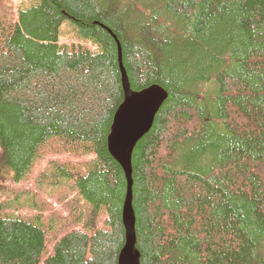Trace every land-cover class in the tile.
Listing matches in <instances>:
<instances>
[{
  "label": "trees",
  "instance_id": "16d2710c",
  "mask_svg": "<svg viewBox=\"0 0 264 264\" xmlns=\"http://www.w3.org/2000/svg\"><path fill=\"white\" fill-rule=\"evenodd\" d=\"M36 1L0 0V191L58 156L42 210L70 213L71 189L90 207L48 239L50 212L0 201V264H117L126 178L106 140L124 92L104 27L129 87L167 92L131 156L139 264H264V0ZM66 19L99 48L61 43Z\"/></svg>",
  "mask_w": 264,
  "mask_h": 264
},
{
  "label": "water",
  "instance_id": "95a60500",
  "mask_svg": "<svg viewBox=\"0 0 264 264\" xmlns=\"http://www.w3.org/2000/svg\"><path fill=\"white\" fill-rule=\"evenodd\" d=\"M104 28L117 43L124 92L123 100L113 114L110 132L106 140L109 153L120 164L126 178V194L122 205L125 242L119 251L117 264H139V252L135 247V216L131 205V156L136 142L150 129L155 113L166 98L167 92L156 83L140 90H133L129 87L121 60L119 41L111 30Z\"/></svg>",
  "mask_w": 264,
  "mask_h": 264
},
{
  "label": "rangeland",
  "instance_id": "374dc122",
  "mask_svg": "<svg viewBox=\"0 0 264 264\" xmlns=\"http://www.w3.org/2000/svg\"><path fill=\"white\" fill-rule=\"evenodd\" d=\"M20 1L21 0H14V5L17 6ZM26 1L27 0H25V2ZM59 36L61 43H66L68 45L74 44L76 46L83 45L95 50L99 48L98 45L94 43V41L80 37L75 29L74 22L69 19H66L59 27ZM60 158L64 159L65 157L61 156ZM57 159H59L58 156L48 155L32 169V171L24 180L14 183L8 182V186L3 185L5 189L0 191V201L7 200V211L18 213L21 215L35 214L38 211L43 212V214L50 212V219H52L51 222L54 224L51 229H47L48 239H52L53 233L58 232V234L60 235L63 231L72 228H85L84 221H82L83 216H81V220L73 216L78 217L76 213L86 215V209L90 207L87 202L84 203L71 189L70 191L66 190V203L68 202V205H70V207L74 210V212L73 210L70 212L71 215L64 207L65 203H59L60 201L56 199H54V201L53 199H50L53 201V209H49V211H47L46 213L45 210H42L41 207L42 205H44V200L48 204L49 197L47 198V195H51L54 184L50 183V178L47 179L46 176L41 175V172L44 171L45 175L48 176L51 172V168H53V160ZM56 215L67 218L62 222L56 224ZM50 219L43 220V226L45 228H48L47 224L50 223ZM49 251H52L51 246L47 248V253Z\"/></svg>",
  "mask_w": 264,
  "mask_h": 264
},
{
  "label": "bare ground",
  "instance_id": "6f19581e",
  "mask_svg": "<svg viewBox=\"0 0 264 264\" xmlns=\"http://www.w3.org/2000/svg\"><path fill=\"white\" fill-rule=\"evenodd\" d=\"M148 131H149V130H148ZM145 134H146V133H145ZM145 134H144V135H145ZM144 135H143V136H144ZM39 162H40V161H38L37 163H35V164L32 166L31 169H33L37 164H39ZM80 228H82V227H80Z\"/></svg>",
  "mask_w": 264,
  "mask_h": 264
}]
</instances>
